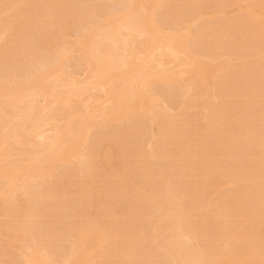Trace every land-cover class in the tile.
Here are the masks:
<instances>
[{"label": "rangeland", "instance_id": "obj_1", "mask_svg": "<svg viewBox=\"0 0 264 264\" xmlns=\"http://www.w3.org/2000/svg\"><path fill=\"white\" fill-rule=\"evenodd\" d=\"M66 1H67V3H66ZM68 1L70 4L68 3ZM157 1H158V3H157ZM62 2H64V3H62ZM146 2H147V4H146ZM1 3L4 6L3 11L8 10V12H9L7 14V17H10V15L12 17L13 15H15L16 12H18V13L21 12L20 14L23 16V19L29 20L28 23H31V25H29L28 23L23 24V22H22L23 25H18L20 23H16L15 25L18 28L14 25L15 29H13L12 32L10 30V32H8V34H6V35L3 32V27L0 30L1 31L0 32V86H3V88H0V91H2V90L4 91L5 87H6V89H8V88L11 89L17 85L18 86L21 84L24 85V83H26V82H27L26 87H29L28 89H30V88H32L30 86H32V84L34 83V81L32 82V80H34L33 78L34 77L36 78L38 75H42V74L45 75L46 77H47V75L48 76L50 75V80L52 79V75H54L53 78L54 79L57 78L59 80L55 86L56 89L59 87L58 88L59 91L60 90L61 91H63V90L68 91V90H72L74 88L78 89V91H80L82 89H86L87 87H89L88 84L86 82H84L86 80V78L88 77L87 76L88 65L86 64L87 62H86L85 58L83 57L84 55L81 54L82 53L81 47L79 45H77L80 36L84 33L85 30H89L90 28H92L94 26L95 27H97V26L102 27L103 25H107V23L109 24L110 22H112L115 19L120 20L123 17L128 16L129 13H131V11H135V10L141 11V13H143V15H145V19L147 17L151 18V19H148V18L146 19L147 21L151 20V23H149L150 21H148V26L150 29H153V27H154V30H156L154 35H156V33H158L157 35L159 38L158 37L157 38L160 40H167L168 41L169 39H167V37L171 38L172 36L174 37L177 34L182 33L181 35L184 36V41L186 43L185 44V48H186L185 50L186 51L189 50V51H187V56L184 54V53H186L184 51H183V55H180L179 56L180 58H177V57H172L170 54L167 55V52H165V54H166L165 55L164 53L158 54V52H160V51H157V50L154 51L153 50L152 55L150 54L151 57H148L147 61L149 63V67L150 66L152 67V70H153L152 74L157 76V77H153V78L147 80L146 70H144L145 73L142 72L144 76L138 77V79L135 81V88H134L135 96H137V93L139 94L141 92L142 93H144V92L151 93V95L153 96V101L151 103V106L153 105L152 106L153 111H156V110L158 111L159 107H161L160 110L166 109L165 110L166 112L167 111H169L170 113L172 112V116L170 113H168V112L167 113L172 117V118L170 117L171 123L172 124L176 123L174 126H176V127L180 126L179 127V129H180L181 125H182L181 122H183V124L185 125V127L183 128L184 130L186 129L185 131L180 129L181 130L180 134H181V137H183L184 143L185 142L189 143L191 141L193 142V137H191V136L194 135V137L195 136L198 137V138H196V137L194 138V139H197V141L195 140L197 142V146L198 145H205V144L207 146L205 145V148H204L205 153L202 151V149H198L197 152L192 153V156H191V158H188V161L185 159V157L183 158L180 156V155H182L181 153H177L176 154L177 156L175 157L176 159H172V162L168 161L169 164L168 163H167L168 165L166 164V168H168V169L165 168L164 171L163 170L161 171V167H160L161 165H159L158 163H156L157 165L154 164L157 166V168L154 169L152 176L148 177L149 180L148 179L146 180V178H147L146 176H139L138 177V176H136L137 175V168L139 167V165L142 164V161H144V162L146 161V160H144L145 158L142 156V154L146 153L145 151L149 152L151 150V148L149 147V146H151V143L149 144V140L150 141L152 140L153 137H150V136L151 135L154 136V134L150 133V132L155 133L154 128L152 129V127H151L152 126L151 123L147 122L146 113L145 112L144 113L137 112V110H136L133 114H130V115H128V117H126L127 115L123 114V112H122L123 109H119V111H118L119 115L121 113L123 115L121 114V117L119 115H116V116H114L116 118L110 119L111 118L110 115H107V114L111 110H109L108 108L110 107V105H111V108H112V106L114 107V105L106 102V100H107V98H105L106 90L105 89L100 90L97 88L96 89H91V88L88 89L87 88L84 91L85 94L83 92L81 93V97H79L81 99L72 98L71 101H73V103H70V102L69 103L74 107V109L77 110L76 115L77 114L79 115L80 113L82 114V112H84L86 110L88 111L87 113H89L90 111L92 112V110H95V112L94 111L92 112L93 117L91 116L90 119L94 120L95 118L97 119L100 117V119H98L100 122L96 123L95 125L92 124L93 127L89 126V129L87 131L88 132L87 133L88 138L87 137L85 138L87 143L83 146V148L86 149L87 152L90 151V157H92V158L95 157L93 159V161L91 158L90 162L92 165H93V163L95 164L93 166H95L96 175H95L94 179H92V183L90 182L91 184H88L86 181H83L80 179H78V180H80L81 183L79 181L77 182L75 178L69 179L70 177L66 176L67 174H71V172H73L72 169L70 171V167L68 166V164H66L65 162L64 163L58 162V164L55 165V168H54L55 172L53 171L52 177L44 178V180H42L43 185L45 184V186L48 185V186L52 187L53 185H56V187L53 186V188H55L54 190H55L56 196H53V198H50L49 200L48 199H42L43 202L40 200L39 204L38 203L36 204L37 210L34 211L35 216H33L31 218V220H30L31 224L29 223L31 227L28 228L27 232H26V234H28V232H29V235H27L28 237L25 235L26 236V238H25V236L22 235L23 233H19V235L17 234L16 237L10 236L9 234L4 235L5 230L0 228V264H26L24 257H25V255H27L29 253L28 251L32 248L33 249L36 248L40 254L46 255L48 253L47 256L51 259L52 264H67L66 258L68 259V256H69L68 252L70 251L69 247L71 246L70 245L71 244V238L66 237V233H68L67 230H71V229L77 227V225L79 226L86 219H91V220H95V221L97 219L100 223L102 221V224H103V222H105L104 225L106 228H108V227L109 228H114V227L117 228L118 227V229H119V227H120L119 231L124 236L130 235V234L132 235V238L137 236V237H135L136 240L134 239L135 243L133 242V248L135 249L134 250L135 255L133 254L134 255L133 257L135 259L136 255H137V256H140L139 257L140 259L137 257L135 260L134 259L131 260L132 256L128 257V258L122 256V259H123L122 260L120 257V253H118V252H120L122 245H121V243L115 242V244L112 245V247L114 245L117 247L116 248L114 246L115 250H113L114 248H111V246H107L110 248L105 247L103 250H101L100 254L99 253L96 254V256L97 255H99V256L101 255V256L100 257L97 256L98 258L96 256H95L96 258L94 257L95 259H93V260H95V262H94L95 264H122V262H118L119 260L117 261L118 256H119L118 259L120 258V261L122 260L123 262L125 261V258L129 259V261L126 260L127 262L125 261L123 264H126V263H128V264H142V263L143 264H150L149 261H151V260H152L151 264H153L155 261H153L154 259H152V257H151L152 255L150 254L151 255L150 256V255H148L149 253H146L147 256H145L146 254L144 253V251L149 248L148 246L152 245L151 247H153L152 242H151V244H149V243L151 241L150 236L154 230V227L153 226L151 227L150 225H151V223L154 224V222L156 221V219L158 217V215H155V214L159 213L158 208L154 204H151V200L155 199L158 192L159 193L162 192L161 195L166 193L165 189H166V187H168L167 185L169 183H170L169 187L177 186V184H178L177 181L174 182V179L177 180L176 179L177 176H178V181H180V182L185 181L183 183L184 184L188 183L189 184L188 186H190V185L193 186L194 182L197 183V184H194V186H198L195 188V190H192V189H188L189 191L187 190L188 194L189 193L191 194V196H190V194L188 196L192 197L191 199L194 203L195 202H197V203L195 205L193 203V205L195 207L193 208V206L191 205L192 206L191 211L183 213L181 218L182 219L184 218L183 220H187L190 223L195 222L198 217L200 218V219L198 218V222H200V225H201L200 228L202 229L201 230L202 234L200 233V235H199L198 240L200 239V241H198V244L201 243L200 245L203 246L206 243V241H209V238H212L210 240H213L215 238V235H217V234L214 232V230L212 228V224L208 220V218L209 217L211 218L213 216V213H214L215 209L217 208V206H220L223 203L233 205L234 203L232 200L235 198V195H237L236 193L241 192L243 189V182L237 179L236 174H234L236 172H232L233 175L231 172H229V174L231 173L230 175L228 173H226L228 170H230V168L228 169V167H231V162H234L235 160H237L238 164H240L246 160H249L246 156L247 153L244 151H246L248 149L247 146L249 147V145H251L248 142H251V140L254 139L255 136H257L256 138H259L258 136L262 132L260 135V139H262V141L264 139L263 138V136H264V119L260 118V123H259V121H256V120H259L258 115L260 116V114H261L260 112H262V111L264 112V109H263L264 108V100L263 99L261 100V98H260L258 104H256V106L254 107L255 109L253 108L252 110H250L248 112H244L242 107H241L242 104L240 103L241 98H239L238 95L234 96V98H232L233 96H230V95L226 96V97H228L230 102H232V104L230 103V108L228 111V113L230 115L228 113L225 114L228 116V117L226 116L225 119H228V120L227 121L225 120L223 123L224 125L222 124V127H219V130L217 131L215 138H220L221 136L225 137V138H223V143H224L223 147L224 148L222 147L223 150L220 148L218 150V153L225 155V153L230 152L229 154L232 153L231 155H233L235 159L233 158L234 159L233 161L227 162V160L225 158H222V160L225 159V161H223L225 163V165L220 164L219 170H220L221 174L219 173V171H217L218 173L214 172L210 176H207V179H206V177L203 178L204 176L202 175L203 173L201 172V171H203L202 169L205 165L204 164L205 160L203 161V157L210 156L212 154V152H211L212 146H213L212 144L214 142L212 140H214V138L208 140V139L204 138L202 132H199V130H197V129H199L197 127L201 126V121H199L201 116H203V114L206 113L205 110L202 109L203 107H201L200 109L194 108L190 104L187 105L186 101L191 100V97H189V96L196 93L197 90H200L202 88V87H199L200 89L198 88V82L200 83L199 80H201V78H204L205 77L204 74H206V73H205V67H203L202 64L199 63V61L200 62L205 61V63H206L209 60V62L207 64L210 63L211 65L210 64L209 65L212 67V70L214 69L213 70L214 73H211L209 76L210 77L209 85H211V86H208L209 91H208V95H207L210 100H212L210 97L215 99V100H213L214 103H215V101L217 102L220 97L226 98L225 95H228V93L225 94V92H227L232 87L238 91L239 90L244 91L246 86L251 85L253 87L252 91L255 92L257 90L255 92L256 94L258 93V89H259V93H260V91H262L264 78L263 77L260 78L261 80L259 83V81H256V80H258V78H255V77L256 76H264L262 74V71L264 73V70H262V69H264V6H263L264 0H251V1L250 0H243V2H242V0H160V1L159 0H0V5H1ZM53 3L59 4V7H55L56 9L54 8L55 9L54 12L57 11L56 13H54V14H56L57 18L55 17V18L51 19L53 21L49 20L50 22L45 20V19H42V20L36 19L37 14L40 12L39 11L40 8H44L45 5L53 4ZM62 4L64 6H60ZM244 6H245V8H244ZM259 6H260V8H259ZM60 7L61 8L64 7V8L60 9ZM65 8H67V9H65ZM163 8H165V9H163ZM69 9H70V11H69ZM142 9H143V11H142ZM12 10H13V12H11ZM3 11L1 13H4ZM1 13H0V15H1ZM4 16H6V14ZM4 16L1 15L0 17L4 18ZM64 16H66L64 18L66 21H64V19H63ZM3 18H1V19H3ZM27 20H26V22H27ZM44 20H45V22H44ZM227 20H229V22ZM62 22L65 24L63 25ZM66 22H67V25H66ZM43 23H45V24H43ZM69 23H70V25L68 26ZM1 24L2 23L0 21V25ZM51 24H52V26H51ZM149 24H152L151 25L152 28ZM26 25H27V27H26ZM34 25L36 27H33ZM156 25H158V26H156ZM19 26L21 29H19ZM21 26H23V27H21ZM63 27L67 28V29H64ZM217 28H219V29H217ZM34 30H36V32ZM29 31H31V34H29ZM119 33L123 36L122 37V39L124 38L123 40L127 39V43H126L127 46L125 47L126 48L125 52H127L129 50V53L128 52L124 53V57L130 56V54L133 55V53L136 52L135 50H138L136 48L141 47L140 44L142 45L146 39L145 36L144 37L143 36L137 37L136 40L138 38H139V40H137L136 43L134 45H132L128 41V38L125 36L126 33L124 31L121 30V32H119ZM206 33H208V34L206 35ZM196 34H198V35H196ZM201 35H203V37H201ZM205 36H207L208 39ZM208 36H210V37H208ZM240 36H242V37H240ZM42 37H43V39H42ZM27 38H29V39H27ZM47 38H49V42H48L49 46L45 45L46 46L45 47L44 42ZM244 38H246V39H244ZM196 39H197V41H196ZM231 39H234V40L236 39V40L231 41ZM201 41L205 44V46ZM231 42L233 43V45ZM107 43H110V41L109 42L107 41ZM216 43H217V46H215ZM219 43H221V44H219ZM129 44L132 46H130ZM206 44H207V47H206ZM24 45H26V46H24ZM135 46H137V47H135ZM247 46L249 48H247ZM7 47H8V50H7ZM242 47H244L248 50L246 51V49H244L245 50V52H244ZM259 47H260V50H258ZM22 48L23 49L26 48V50H24V51H26L29 56L26 54V52L25 53L23 52ZM240 48H241V50H240ZM27 49H28V51H27ZM249 49H251V52ZM14 50H17V51H14ZM130 50H132V51L134 50V52H132ZM257 50H258V52H257ZM64 51H66V52H64ZM67 51H68V53H67ZM221 52H222V54H221ZM62 53H64L63 57L61 56ZM161 54H162V56H161ZM194 54H196V55H194ZM218 55L223 56V57L220 58ZM138 56L139 55H137V57ZM188 56H190V57L194 56L197 59V64H196L197 66L195 65L196 68L192 67L195 72L190 71L189 67H188V69H187V67L185 68V66H187V65H184V63L186 61L188 63V60H186ZM217 56L220 59H216ZM200 58L202 59V61ZM134 59H135V57H134ZM134 59H131V62L134 61ZM182 59H184V60H182ZM221 59H223L222 62L227 60L226 63L230 64L227 66H226V64L224 65V66H226L227 69L226 68L221 69L224 66H222V67L219 66L220 64H218L219 63L218 61ZM7 61H8V63H7ZM158 62H160L161 64L159 65ZM222 62H220V63H222ZM129 63H130V61H128V64ZM4 64H6V65H4ZM199 64H201V65H199ZM215 64H218L217 65L218 67L216 66L217 68H213V67H215L214 66ZM162 66H163V68H162ZM200 66L202 67L201 69H199ZM229 66H230V68H229ZM231 68H233V69H231ZM47 69L48 70L51 69V70L49 72H47L48 71ZM132 69L135 70L134 68H132ZM57 70H59V71H57ZM237 70H238V72H237ZM196 71H198L200 73V76H199V74L197 76H195ZM182 73H184V74H182ZM234 73H236V74H234ZM258 73H259V75H257ZM213 74H214V76H213ZM165 75L170 80H167V79L166 80H157V78L163 77ZM194 77H196V78L198 77V79H195ZM199 77H201V78H199ZM236 77H237V79H236ZM212 78H213V81H212ZM182 79H183V81H182ZM192 79H194L197 84L195 82H193L194 80L191 81ZM236 80L237 81L239 80V81L237 82ZM29 81L31 83H28ZM189 81H191V83ZM232 81H236L237 83H233ZM71 82H72V86H71ZM192 83H195L196 85L195 84H193V85H195L196 87H193V85H191L192 91L194 92L191 94V89H190V86L188 84H192ZM225 83H228V84L225 85ZM219 84H221V85H219ZM222 84H223L224 88H221ZM60 85H61V87H60ZM82 85H84V86H82ZM218 85L221 86L220 87L221 89H218L219 88ZM241 87H243V88L241 89ZM188 88L190 90L189 92H188ZM213 88H214V90H213ZM220 90H221V92H220ZM134 91H133V94H134ZM182 91H184V92L187 91L188 94L187 93L184 94ZM212 91H213V93H212ZM239 92H241V91H239ZM239 92L237 94H239ZM5 93L6 92H4L3 96L0 95V98H1L0 99V102H1L0 106H2V111H3V114L5 115V121L3 122V125H2L3 126L2 127V131H3L2 134L7 136V135L11 134V130L13 129L10 127V124H12V125L18 124V121L20 120V118L18 117L19 116L18 113L21 112L20 109L23 110L24 106H22L23 108L21 107V102H20V104H19V102H15V101L11 102V100L7 97V94H5ZM83 94H84V96H83ZM182 94H183V96H182ZM5 95L7 98L5 97ZM184 95H187V97L183 98ZM4 98L6 101L4 100ZM34 100L36 101L35 103L37 106V110L40 109L41 111H45L47 109V107L49 108V106L51 107L52 110H55L54 106L58 105V108H56V109H60V107H61L60 104H54V105H53V103L50 104L48 101L45 100V98L42 95L37 96ZM233 101H235V102H233ZM37 102H38V104H37ZM74 102H75V104H74ZM10 103H11V105L8 106ZM78 103H79V106L77 105ZM4 105H6L7 107ZM77 107H78V109H77ZM86 108H88V109H86ZM51 109L49 108L47 111H49ZM81 109H82V112H81ZM231 109L232 110L235 109V110L232 111ZM6 110H7V113H4V112H6ZM79 110H80V112H79ZM96 110H100V114L98 113L99 111H96ZM253 110H254V112H253ZM16 111L17 112L19 111V112L17 113ZM45 113H46V111H45ZM250 113H252V114H250ZM84 114H82L83 118H85ZM181 114L183 117L180 116ZM199 114H201V115H199ZM245 114H246V119H247L248 114L251 115L253 117L252 120H254L255 123H253L251 125H250V123H247V122L245 123L244 122L246 120ZM175 115H177V116H175ZM178 115L182 119H180L178 117ZM243 115H244V117H243ZM102 116H104V117H102ZM106 116H108V117H106ZM196 116H197V119H196ZM235 116H237L238 118L240 117L241 119L243 117V120H242L243 126H241V125H240V127L238 126L239 128L237 127L236 129H234L235 131H231V132H233V134H230L229 133L230 127H228L230 125L229 121H230V123H232ZM6 117H7V119H6ZM16 117L19 119H16ZM173 117L174 118L177 117L176 119H178V120L174 119L175 121L172 122ZM231 117H233V119H231ZM254 117H256V118L254 119ZM87 118H89V117H87ZM107 118H108V120H107ZM8 120L11 121L12 123L9 122ZM60 122L58 121V125H62V123H60ZM196 122H197V124H196ZM102 123H104V124H102ZM262 123H263V125L261 126ZM148 124L150 125V127H148L149 126ZM186 125H187V127H186ZM189 125H191V126H189ZM251 126L253 127V131H252V129H250ZM195 127H196V129H194ZM248 127H250V128H248ZM255 127H256V129H255ZM9 128H11V129H9ZM45 128L46 127H43V129H44L43 131H45ZM243 128H244V130H243ZM150 129H152V130H150ZM225 129H228V130L226 131ZM258 129H259V131H258ZM8 130H10V131H8ZM125 130L126 131L128 130L129 133H128V131L126 132ZM249 130H250V132H248ZM6 131H7V133H6ZM197 131H198V133H197ZM244 131L248 132L249 135H251L250 136L251 139L249 138V136H248V138L244 137L243 142H242V140L239 138V140H241L240 142H242V143H241V146L239 145V147H237L236 144H237V142H239V140L238 141L236 140V139H238L236 137V135L239 136L238 134H240V136L241 135L243 136V135H245ZM39 132H42V128ZM122 132L124 133L123 135H121ZM184 132H185V134H184ZM190 133H191V135H190ZM196 133L200 137L195 135ZM225 133H226V135H228L227 140H229V139L231 140V141H228L230 143V146L226 140ZM246 135H247V133H246ZM121 136H123L124 138ZM23 137L25 138L26 135H24ZM115 137H117V138H115ZM190 137H191V139H190ZM26 138H27V140H30V139L32 140V138H30V139H29V137H26ZM149 138H151V139H149ZM187 138H189V139H187ZM199 138H200V144H198ZM201 138L202 139L204 138V139L202 140ZM12 139H13L12 141L17 140L16 138L15 139L12 138ZM121 139H122V141H121ZM122 142L123 143L125 142V144H123L124 147L122 146V148H121L120 147L121 144H119V143H122ZM225 142H227V143H225ZM88 145H90V146L88 147ZM208 145H210V146H208ZM232 145H233V147H232ZM234 146L236 147L234 149L235 151H233ZM17 147L18 146L15 145L14 149H17ZM85 147H87V148H85ZM171 147H172L171 150H173L174 149L173 146H171ZM198 147L200 148V146H198ZM242 147H245V148H242ZM120 148H121V150H120ZM127 148H128V150H126ZM33 150H35V152H36L37 149L35 147H33V149H32V147H30L29 148V151H30L29 154H31L32 152L34 153ZM122 150H124V151H122ZM257 150H258L259 155H260V152L262 155L264 154L263 153L264 146H262V148H261V146H257L256 151ZM141 151H144V152L142 153ZM206 151H207V154H206ZM96 152H97V154H96ZM199 152H200V154L201 153H203V154L199 155ZM233 152H234V154H233ZM93 153H95V154H93ZM139 153L140 154L142 153V154L140 155ZM105 154H106V156H105ZM96 155H97V158H96ZM12 156H13V158H12ZM193 156H195L196 158L198 157L197 158L198 160L195 159V157H193ZM240 156H242L243 159ZM104 157H106V158H104ZM15 158L16 157L14 155H11L8 159H9V161L10 160L13 161ZM258 158L260 159V157H258ZM258 158L256 159V161H255V159H250V161H252V163L258 165V163H257ZM175 160L177 162H180V163L182 162L183 164H186V163L191 164L192 165L191 167H193V170H192V168L190 170H192L196 174L195 175L196 177H193V178L189 177L191 180L189 178L187 180L184 179L183 173L181 174L180 173L181 171H179L177 168H176L177 170L174 169L175 168L174 166L177 163V162L175 163ZM184 160H186L187 162ZM222 160H221V162H222ZM76 161H77V159H76ZM200 161L202 162V164ZM173 162L175 164H172ZM133 165H134L135 169L133 168ZM172 165H173V168L171 167ZM43 167L41 166V168H43ZM169 167H171V168L169 169ZM157 170H160V171H157ZM221 170H222V172H221ZM171 171H173V172H171ZM177 171L181 175L178 174ZM252 171H254L255 174H252L251 173ZM159 172L161 173V175L162 174L167 175L166 179L163 177H162L163 179L160 178L161 175L159 174ZM199 172H201L202 174ZM251 172L249 175L251 176V178H253V180L251 179L253 185L249 188V190L247 189L248 190L247 191L248 202L249 203H258L259 205L264 207V202H263V200H264V166L263 167H260V166L257 167L256 166V168L254 167V169L251 170ZM172 173H173V175H172ZM223 174H224V176H222ZM251 174L253 175V177ZM134 175H135V177H134ZM174 175H175V178H174ZM179 175H180V177H179ZM59 176L61 179H59ZM181 176L183 179L180 180ZM55 177H57V178H55ZM151 177H152V180H150ZM168 177H170V178L173 177V180H172V178L170 179ZM62 178H64V180ZM136 178H139V179H136ZM238 178L240 179V177H238ZM73 180H74V182H77V183H75L77 188H72V186L75 185ZM44 181H46V182L44 183ZM189 181H192L193 183H190ZM202 181H205V182L203 183ZM228 181H229V183H228ZM85 182H86V184H83ZM103 182H104V187L106 186L105 188L103 187ZM172 182L175 185H173ZM180 182L178 185L182 186L183 184H181ZM51 183L53 185H51ZM60 183H62V185ZM115 183H116V185H115ZM161 183H163V184H161ZM67 184H69L68 187L63 186V185H67ZM94 184H95V186H94ZM99 184H100V187H99ZM164 184H165V187H164ZM120 185H122L124 187L126 186L124 189L125 190L124 193H121V192L118 193L120 190L119 189ZM6 186H7L6 180L3 178H0V191L6 189ZM84 186L85 187L88 186V187H90V189L88 187L85 188ZM201 186L203 188L202 191H200L201 188H199ZM236 186H238V187H236ZM79 187L80 188L82 187V188L79 189ZM116 187H117V189H116ZM63 188H66L67 190H65ZM154 188H155V190H154ZM62 189H63V191H61ZM74 189H76V190H74ZM88 189L90 190V193H89V191L86 193V191ZM100 189H101V191H100ZM197 189H198V191H197ZM236 189H237V191H236ZM70 190H72L73 192H71ZM80 190H81L82 195H84L83 193H85L86 197H87V195L88 196L90 195V196L87 197V199H86L85 195L82 196L80 194V192H79ZM95 190H98L99 192H97ZM114 190L115 191L118 190V191L115 192ZM233 190H234V192H233ZM64 191H65V193H64ZM5 192H6V190H5ZM103 192L105 193V195ZM199 192H201V193H199ZM230 192H231V194H230ZM58 193H60L59 194L60 197L57 198ZM227 193L230 194L231 196L227 195ZM65 194H68V196L69 195H71V196H69V198H68V196H66ZM152 194H156V195H152ZM199 194H200V196H199ZM61 195H63V197H61ZM232 195L234 196V198L231 200L230 198L233 197ZM106 196H108V198ZM70 197H74L75 199L70 198ZM82 197H83V200H82ZM190 197H188L189 198L188 202L190 204H192ZM258 197H259V199H258ZM260 197H262V198H260ZM2 198H3V196L0 197L1 203L3 202V201H1V200H3ZM53 199L54 200L57 199L56 200L57 202H55L56 206L52 205L54 202L51 203L53 201ZM67 200H69V201H67ZM88 200H89L90 205L88 203ZM251 200L252 201L254 200V201L252 202ZM260 200H261V202H260ZM77 201H81V202H77ZM84 201H86V203ZM58 202L61 205L57 204ZM106 202L110 203L111 206L108 205V203H106ZM1 203H0V206L3 204V203L2 204ZM49 203H51V204H49ZM63 203H64V205H63ZM104 205H106V207H104ZM85 206H88V208H86ZM101 206L104 207L105 210ZM39 207H42L43 209H41V208L39 209ZM51 207H52V209L54 208V210H52ZM55 207H57V208H55ZM58 207L60 210L58 209ZM55 209H57L59 211H56L57 213H55ZM107 209L109 211V213H107L108 215L105 213V212H108V211H106ZM77 212H78L79 217L76 215ZM52 213H54V214H52ZM72 213H74V214H72ZM208 213L210 214V216ZM37 214H38V216H37ZM80 214L83 217H81ZM44 215H46V216L44 217ZM93 215H95L96 218H95V216L91 217ZM150 215H152V217ZM199 215H201L202 219ZM235 215H236V217H235ZM235 215L232 216V221L234 220L233 224L237 225L238 229L240 228L239 226H242L240 228L242 230H240V229L239 230H240V232L241 231L245 232L244 229H246V226L242 224L243 222H241L242 220L237 217V214H235ZM154 216H156L155 217L156 219L154 218ZM203 216L207 217V218H204ZM51 217H53V219H51ZM0 219L2 220V217H0ZM54 219H55V222H54ZM100 219H101V221H100ZM189 219H190V221H189ZM109 220H111V221H109ZM113 220H115V221H113ZM203 221H205V222H203ZM207 221H209V222H207ZM239 221H240V223H239ZM122 222L124 223L125 227H123L124 226L123 224H120ZM258 222L259 223L256 224L257 226L255 225L256 227L254 226L253 232L251 233L252 234L251 239L250 238L248 240L246 239L247 241L243 240L245 242V244L242 242L241 243V245L243 244L242 247H241V245H240V247L238 245H237L238 247L236 246V248H237L236 250L241 251L239 253L245 254L246 252H248V250L251 249L250 248L251 245H253V248H256L254 246H257L256 249H259L261 252L262 251L264 252V218L258 220ZM52 223H53L54 227L51 226ZM78 223H80V224H78ZM201 223H203V224H201ZM54 229H55V231H54ZM64 229H66L65 233H63ZM151 229H152V232H150ZM210 230L212 232H210ZM128 231H129V234H128ZM49 232H51V233H49ZM132 233L133 234L135 233V234L133 235ZM6 234H7V232H6ZM147 234H148V236H147ZM49 235H51L52 238ZM5 236H7V237H5ZM18 236H19V238H18ZM20 236H23V237L21 238ZM53 236H54V238H53ZM205 236L207 237V239ZM146 238H149V239L146 241ZM45 239H47L46 240V241H48L47 243H45ZM68 242H69V244H68ZM118 242H119V240H118ZM6 244L8 247L5 246ZM8 244H10V245H8ZM190 244L192 245L193 242H191ZM224 246L227 247L229 245H226V242H225ZM106 248H107V250H106ZM140 248H142V250ZM238 248H240V249H238ZM243 248H246L247 250L244 251ZM42 249L44 252L42 251ZM108 249H110V250H108ZM242 249H243V252H242ZM142 251L144 254L142 253ZM147 251L148 252L151 251V248H149ZM25 252H26V254H25ZM111 252H113V253L115 252L117 256L114 255L115 253L113 254ZM140 254H142V255H140ZM113 255H114V257L115 256L116 257L114 258ZM143 257H145V259H146V260L144 259V262L142 260ZM150 258H151V260L147 261ZM114 260H115V262H114ZM159 263L161 264L162 262L158 261V263H156V264H159ZM237 264H242V263L239 262Z\"/></svg>", "mask_w": 264, "mask_h": 264}, {"label": "bare ground", "instance_id": "obj_2", "mask_svg": "<svg viewBox=\"0 0 264 264\" xmlns=\"http://www.w3.org/2000/svg\"><path fill=\"white\" fill-rule=\"evenodd\" d=\"M242 2H243V0H242ZM62 3H64V2H62ZM66 3H67V1H66ZM68 3H69V1H68ZM157 3H158V1H157ZM146 4H147V2H146ZM60 6H64V5L62 4ZM55 7H59V4H57V3L56 4L55 3H53V4H47V5H45L44 8H40L39 9L40 12L37 14L36 19H41V20L42 19H45L47 21H49V20L50 21H53L51 19H53V18L56 17V14H54V13L57 12V11L54 12V10L56 9ZM3 8H4V6L1 3V5H0V13L3 11ZM63 8L64 7H62V8L60 7V9H63ZM244 8H245V6H244ZM259 8H260V6H259ZM65 9H67V8H65ZM163 9H165V8H163ZM6 11H3L6 14V16H4L5 15L4 13H1V15L4 16V18L3 17H0V21L2 23L0 25L1 26L0 27V30L3 27V32H4L5 35L8 34V32H10V30L12 32V30L15 29L14 28V25L16 23H20L18 25H23V24H27L29 22V20L23 19V16L20 14L21 12L20 13H18V12L15 13L14 12L15 15H13L14 14L13 13L12 14L13 15L12 17H11V15H10V17H7V14L9 12H8V10H6ZM69 11H70V9H69ZM135 11H131V13H129L128 16H125V17H123L120 20H116L115 19L112 22H110L109 24L107 23V25H103L102 27L96 25L97 27L94 26V27L90 28L89 30H85L84 33L80 36L77 45H79L81 47V52L82 53L81 52L80 53L84 55L83 57L85 58V60L87 62L86 64L88 65V74H87L88 77L84 81L89 86L87 88L88 89L89 88H91V89H96L97 88V89H100V90H102V89L104 90L105 89L106 90V92H105V98H107L106 102L114 105V107L112 106V108H111V105H110V107L108 108L109 110H111L110 112L108 111L109 113L107 114V115H110V117H111L110 119L116 118L114 116L119 115V113H118L119 109H123L122 112H123V114H126L127 115L126 117H128V115H130V114H133L136 110H137V112H141V113H144L145 112L146 113L147 122L148 123H151V125H152L151 127H152V129L154 128L155 133L154 132H150V133H153L154 134V136L153 135L150 136V137H153L152 140L151 141L149 140V144L151 143V146H149L151 148V150L149 149L150 151L147 152V151H145L143 149L146 153H143L144 151H141L143 153V154L141 153L142 156L145 158V159L144 158L143 159L146 160V161L145 162L142 161V164L139 165L138 168L136 167L137 168V175L136 176H138V177L139 176H146L147 177L146 180L147 179L149 180L148 177L152 176V173H153L154 169L157 168V166H156L157 164L156 163H158L159 165H161L160 166L161 167V171L162 170L164 171V169L166 168V164L168 163V161L169 162L170 161L172 162V159H176L175 157L177 156L176 155L177 153H181L182 155H180V156L183 157V158L185 157V159L188 161V158H191L192 153L193 152H197L198 149H202V151L205 153L204 148H205V145L206 144L205 145H198V146H200V148H199L197 146V142H196L197 139H194L196 136L194 137V135L191 136V137H193V142L191 141L189 143H187V142L184 143L183 137H181V134H180V131H181L180 129L184 130L183 128L185 127V125L183 124V122H181L182 125H181V128L179 129L180 126L179 127H176V126H174L176 123H174V124L171 123L172 112L170 113L169 111H167L168 113L171 114V116H170L165 111L166 109L165 110L164 109L163 110H160L161 107H159L158 111L157 110L156 111H153V109H152V106L153 105L151 106V103L153 101V96L151 95V93H149V92L142 93L141 92L139 94L137 93V96H135V91H134L135 81L138 79V77L144 76L143 73H142V72H144V70H146L147 80H149V79H151L153 77H157V76H155V75L152 74V72H153L152 67L151 66L149 67V63L147 61L148 60V57H151L153 50L154 51L155 50L160 51V52H158V54H160V53H164L165 54V52H167V55L170 54L172 57H177V58H180L179 56L180 55H183V51L186 52L184 54L187 56V51H189V50H187V51L185 50L186 49L185 48V44L186 43L184 41V36L181 35L182 33L181 34H177L174 37L172 36L171 38L170 37H167V39H169L168 41L167 40H160V39H158L159 38L158 35H157L158 33H156V35H154V33L156 31V30H154V27H153V29H150L149 26H148V21H150L149 23H151V20H148L147 21L146 19L148 17L145 19V15H143V13H141V11H137V10H135ZM142 11H143V9H142ZM11 12H13V10ZM65 17L66 16H64L63 19ZM1 18H3V19H1ZM148 19H151V18H148ZM26 20H27V22H26ZM45 20H44V22H45ZM64 21H66V20L64 19ZM227 21L229 22V20H227ZM22 22H23V24H22ZM63 22H62V24L64 25L65 23H63ZM67 22H66V25H67ZM28 24L31 25V23H28ZM43 24H45V23H43ZM69 25H70V23L68 24V26ZM149 25L151 26L152 24H149ZM51 26H52V24H51ZM156 26H158V25H156ZM21 27H23V26H21ZM26 27H27V25H26ZM33 27H36V26L34 25ZM151 28H152V26H151ZM19 29H21L20 26H19ZM64 29H67V28H64ZM217 29H219V28H217ZM121 30L126 33L125 36L128 38V41L132 45H134L136 43V41L139 40V38L136 40L137 37H141V36H143V37L145 36L146 37L145 41L143 40L144 41L143 44L142 45L140 44L141 47L136 48V49H138V50H135L136 52H134V50L133 51L130 50V51H132L134 53H133V55L130 54V56H128L129 58L127 56H126L127 58L124 57V53H127V52L129 53V50L127 52H125L126 51L125 50L126 49L125 47L127 46L126 45L127 39L126 40H123L124 38L122 39L123 36L119 33V32H121ZM34 31L36 32V30H34ZM208 33H206V35ZM29 34H31V31H29ZM196 35H198V34H196ZM201 37H203V35H201ZM205 37L207 38V36H205ZM208 37H210V36H208ZM240 37H242V36H240ZM27 39H29V38H27ZM42 39H43V37H42ZM244 39H246V38H244ZM233 40L234 39H231V41H233ZM107 41L108 42L110 41V43H107ZM196 41H197V39H196ZM48 42H49V38H47L45 40L44 46L45 45L47 46L48 45ZM219 44H221V43H219ZM26 45H24V46H26ZM132 45H130V46H132ZM232 45H233V43H232ZM137 46H135V47H137ZM204 46H205V44H204ZM215 46H217V43H216ZM8 47H7V50H8ZM206 47H207V44H206ZM242 48H243V51L245 52L244 49H246V48H244V47H242ZM247 48H249V47L247 46ZM24 50H26V48L23 49V52L25 53L26 51H24ZM240 50H241V48H240ZM247 50L248 49H246V51ZM249 50L251 52V49H249ZM258 50H260V47H259ZM258 50H257V52H258ZM14 51H17V50H14ZM27 51H28V49H27ZM64 52H66V51H64ZM67 53H68V51H67ZM26 54H27V52H26ZM63 54L64 53L61 54L62 57H63ZM221 54H222V52H221ZM137 55H139V56L137 57ZM194 55H196V54H194ZM161 56H162V54H161ZM218 56H217L216 59H220L221 57H223V56H219L220 58H218ZM134 57H135V59H134ZM188 57L186 59V60H188V63H187V61L184 63V65H187V66H185V68L187 67V69H188V67H189V70L190 71L195 72L193 70V68L197 64V59L194 56L193 57L192 56L191 57L188 56ZM131 59H134V61L131 62ZM182 60H184V59H182ZM222 60L223 59H221V60L218 61L219 62L218 64H220L219 65L220 67L224 66L225 64H226V66L227 65H230V64H227L226 63L227 60H225L224 62H222ZM128 61H130L129 64H128ZM201 61H202V59H201ZM208 62H209V60H208ZM208 62L205 63V61H203V62H200L199 61V63H201L202 66L205 67V73H206V74H204L205 75L204 78H201L202 76L199 77V78H201V80H199L200 83L197 81L198 82V88L199 87H202V88L201 89L199 88L200 90H197L196 93H194L192 91V88H191L192 86L191 85L195 84L196 82H195L194 79H192L191 81L194 80L193 82H195V83L188 84V85L190 86L191 94L192 93H194V94H192L191 96H189V97H191V100H187L186 101L187 102V105L190 104L194 108H199L200 109L201 107H203L202 109H204L206 113H204L203 116H201V118L199 120V121H201V126H198L197 128H199V129H197V130H199V132H202L204 138H206L208 140L214 138V140H212V141H214L213 144H212L213 145L212 146V151H211L212 154L211 155L209 154L210 156L203 157V161L205 160L204 161V164L205 165H204V167L202 169L203 171H201L203 174L201 172H199V173H201L204 176L203 178L206 177V179H207V176H210L214 172L219 171V173H220V170H219L220 169V164L225 165V163L223 162V161H225V159L227 160V162L228 161L231 162V161H233L235 159L234 156L231 155L232 153L229 154L230 153L229 151H228L229 153H225V155L224 154L222 155V154H219L218 153V150L220 148L222 149V147L224 146L223 138H225V137H222L221 136L222 138L221 137L220 138H215L216 137L215 135L217 134V131L219 130V127H222V124L224 123V121L225 120L226 121L228 120V119H225L226 116H227L225 114L228 113L229 108H230V103L232 104V102H230V100L226 96H229L230 95V96H233L232 98H234V96H237L238 95L239 98H241V102L240 103L242 104L241 107H242V109H243L244 112H248V111L252 110L256 106V104H258L260 98H261V100L262 99L264 100V83H263V88H262V91H260V93H259V89H258V93L259 94L258 93L257 94L255 93L257 90L255 92L252 91V88L253 87L251 85L246 86V88H245L244 91L243 90H239L241 92H239L238 90H236L235 88L232 87L227 92H225V94L228 93V95H225L226 98L219 96L220 97L219 100L217 102L215 101V103H214L213 100H215V99H213L212 97H210L212 99V100H210L208 98V96H207L208 95V91H209L208 86H211V85H209V79H210L209 76H210L211 73H214L213 72L214 69L212 70V67L210 66L211 64L210 63H209L210 65L207 64ZM220 62H222V63H220ZM7 63H8V61H7ZM158 63H159V65L161 64L160 62H158ZM201 64H199V65H201ZM218 64H215L214 65L215 67H213V68H217L218 67L217 66ZM4 65H6V64H4ZM226 66H224L221 69L226 68ZM132 68H134L135 70H133ZM162 68H163V66H162ZM201 68L202 67L200 66L199 69H201ZM229 68H230V66H229ZM231 69H233V68H231ZM50 70H48L47 72H49ZM262 70H264V69H262ZM57 71H59V70H57ZM237 72H238V70H237ZM259 73L257 75H259ZM182 74H184V73H182ZM198 74L200 76V73L198 71H196L195 76H197ZM234 74H236V73H234ZM262 74L264 75L263 71H262ZM53 76L54 75H52V79L51 80H50V75L49 76L47 75V77H46L45 75L42 74V75H38L36 78L34 77L33 78L34 80H32V82L34 81V83L32 84V86H30V87H32L30 89H28L29 87H26V83H27L26 82V83H24V85L21 84L22 86L21 85H19V86L17 85V86H14V88H11V89H9V88L6 89V87H5V90L6 91L5 90L4 91L3 90L0 91V95H2V96H3L4 92H6L5 94H7V97L11 100V102L12 101H15V102H19V104L21 102V107L24 106V108L22 107L23 110L20 109L21 110L20 113H18L19 111L18 112L16 111L18 113V115H19L18 117L20 118V120L18 121V124L15 123L16 125H14V124L12 125V124L9 123L10 124V127L13 128V129L11 130V134L10 135H7V136L4 135V134H2V132H3L2 131V127H3L2 125H3V122L5 121V115L3 114L2 106H0V178L5 179L6 180V184H7L6 189L0 191V197L3 196V198H2L3 200H1V201H3L2 202L3 204L0 202L2 204L0 206V215H1L0 217H2V220L0 219L1 220L0 221V228L5 230L4 235H8L9 234L10 236H13V237L14 236L16 237L17 234L19 235V233H23L22 234L23 236L29 235V232H28V234H26V232H27V229L31 227L30 226V224H31V221H30L31 218L33 216H35L34 215V213H35L34 211L37 210L36 209V207H37L36 204L37 203L39 204V201L40 200L42 201V199H48L49 200L50 198H53V196H56L55 190H54L55 188H53V186L56 187V185H53L51 183V185H53L52 187L48 186L47 184H46L47 186H45V184L43 185L42 180H44V178H50V177H52V173L54 171L55 165L58 164V162H63V163L65 162L66 164H68V166L70 167V171L72 169L73 172H71V174H67L66 176L67 177H70L69 179L75 178L77 182L78 181L80 182V180H83V181H86L88 184H91L92 183V179H94V177L96 175V169H95V166H93L95 164L93 163V165H92L91 162H90V159L92 158V157H90V151L87 152L86 149L83 148V146L87 143L86 140H85V138L87 137V133H88L87 131L89 129V126H92V124L95 125L96 123L100 122L98 120V119H100V117L97 118V119L95 118L96 120L95 119L94 120H91L90 117L93 115L92 112L93 111L95 112V110H92V112L90 111L89 113H87L88 112L87 110L86 111L83 110L84 112H82V109H81V112H82V114L85 113L84 114V117L85 118L82 117V114L81 113H80L81 115L80 114L79 115L77 114L78 115L77 116L76 115V111L77 110L74 109V107L70 104V103H73V101H71V99L72 98H75L76 99V98L81 97V93L82 92L84 93V91L87 88L85 87L86 89H82L80 91H78V89H75V88H74L75 90L72 89V90H68V91H65V90H63V91L60 90L59 91L58 90L59 87L57 89L55 87L56 84H57V82L59 80L57 78L54 79ZM213 76H214V74H213ZM262 77L264 78V76H256L255 78H258V80H256V81H259V83H260V80H261L260 78H262ZM194 78L195 79H198V77L197 78L194 77ZM166 79L167 80H170L166 75L163 76V77L157 78V80H166ZM236 79H237V77H236ZM182 81H183V79H182ZM191 81H189V82L191 83ZM212 81H213V78H212ZM236 81H232V82L233 83H237L239 80L237 82ZM72 82H71V86H72ZM28 83H31V82L29 81ZM227 84L228 83H225V85H227ZM195 85H193V87H196ZM219 85H221V84H219ZM82 86H84V85H82ZM60 87H61V85H60ZM220 87L221 86H219L218 89L224 88L223 87V84H222V87L221 88ZM0 88H3V86H0ZM242 88L243 87H241V89ZM213 90H214V88H213ZM133 91H134V94H133ZM189 91L190 90L188 88V92ZM182 92L184 94L185 93L188 94L187 91H185V92L182 91ZM220 92H221V90H220ZM238 92H239V94H237ZM212 93H213V91H212ZM84 94H83V96H84ZM41 95L50 104L51 103H53V105L54 104H60V106H61L60 109H56V108H58V105H57V106H54L55 110H52L51 107L48 105L51 110L47 111L49 109L47 107V109L45 110L46 113H45V111H41L40 109L37 110V106H36V103H35L36 101L34 99L37 96H41ZM182 96H183V94H182ZM5 97H6V95H5ZM186 97H187V95H184L183 98H186ZM79 99H81V98H79ZM4 100H5V98H4ZM233 102H235V101H233ZM37 104H38V102H37ZM74 104H75V102H74ZM0 105H1V102H0ZM10 105H11V103L8 106H10ZM77 105L79 106V103ZM4 106H6V105H4ZM77 109H78V107H77ZM86 109H88V108H86ZM233 110H235V109H233ZM96 111H99L98 113L100 114V110H96ZM79 112H80V110H79ZM253 112H254V110H253ZM4 113H7V110ZM260 113H261L260 116L258 115L259 120H256V121H259V123H260V118L264 119V112L262 111ZM121 114L119 115L120 117H121ZM201 114H199V115H201ZM250 114H252V113H250ZM175 116H177V115H175ZM180 116L183 117L182 114ZM7 117H6V119H7ZM87 117H89V118H87ZM102 117H104V116H102ZM106 117H108V116H106ZM178 117H179V115H178ZM236 117L237 116H235L234 119ZM243 117H244V115H243ZM243 117H242V119L240 117L239 118L237 117L235 120L233 119V117H231V119H233V122L230 123V121H229V124L230 125L228 126V127H230L229 128L230 129L229 130V133L230 134H233V132H231V131H235L234 129H236L238 126L239 127H240V125L243 126L242 125V123H243V121H242L243 120ZM19 118L16 117V119H19ZM176 118L173 117L172 122L175 121L174 119H176ZM255 118L256 117H254V119ZM180 119H182V118H180ZM196 119H197V116H196ZM245 119H246V114H245ZM252 119H253V117L248 114L247 115V119H246L247 121L245 120L244 122L245 123L246 122L247 123H250V125H251V124L255 123L254 120H252ZM107 120H108V118H107ZM176 120H178V119H176ZM58 121L59 122L61 121L60 123H62V125H58ZM9 122H11V121H9ZM102 124H104V123H102ZM196 124H197V122H196ZM262 125H263V123L261 124V126ZM189 126H191V125H189ZM252 126H251V128L250 127H248V128L252 129V131H253V127ZM43 127H46L45 128V131H43L44 130ZM148 127H150V125ZM186 127H187V125H186ZM256 127H255V129H256ZM11 128H9V129H11ZM41 128H42V132H39L41 130ZM152 129H150V130H152ZM194 129H196V127ZM225 130L227 131L228 129H225ZM243 130H244V128H243ZM8 131H10V130H8ZM258 131H259V129H258ZM123 132L121 133V135H123L125 133V132L124 133ZM248 132H250V130ZM248 132H245V135L247 133L246 136L245 135H243V136L241 135L240 136V134L237 133L239 136L236 135V137L238 138L236 140L238 141L239 138H240L242 140V142H243V138L244 137L245 138H248V136L251 139V137H250L251 135H249ZM6 133H7V131H6ZM128 133H129V131H128ZM197 133H198V131H197ZM197 133L195 135H197ZM261 133H260V135H261ZM184 134H185V132H184ZM24 135H26V137H29V139L32 138V140L31 139L30 140H27L26 137H25L26 138L25 139L23 137ZM190 135H191V133H190ZM260 135L258 136L259 138H256L257 136H255V138L252 139L251 142H248L251 145H249V147L247 146L248 149L246 151H244V152L247 153V154L246 153L245 154H246V156H247V158L249 160H246V161H244V162H242L240 164H238L237 160H235L236 162L235 161L234 162H231V167H228V169L230 168V170L227 169L228 171L226 173L229 174V172H231V173L232 172H236L234 174H236L237 179L243 182V189H242L241 192L236 193L237 195H235V198H234L233 195H232L233 197L230 198L231 200L234 198L232 200L233 203H234L233 205H229L227 203H223L222 205L217 206V208L215 209V211L213 213V216L211 218L209 217L210 219L208 218V220L212 224V228H213L214 232L217 235H215V238L213 240H210L212 238H209V241H206V243L203 246L200 245L201 243L198 244V241H200V239L198 240L199 235H200V233L202 234V231H201L202 229L200 228L201 225H200V222H198V218L199 217L197 218V220L195 222L192 221L193 223H190L187 220H183L184 218L183 219L181 218L183 213L188 212V211H191L192 206L194 208L195 207L194 205L197 203V202L194 203L192 201V199H191L192 197H190L191 196L190 193H189L190 196H188L189 195L188 194V191H189L188 189L195 190V188L198 187V186H194V184H197L195 182H194L193 186H191V185L188 186L189 185L188 183H186V184L183 183L185 181H183V182L178 181V176L177 175L180 174V173L181 174L183 173V178L187 180L189 177H191V178L196 177L195 176L196 174L192 171L193 170V167H191L192 166L191 164H187L186 163L187 164L186 165V164H183L182 162L181 163L180 162H177L176 160H175V163L177 162L176 164L174 162L172 163V164H175V166H174L175 168L174 169L177 168L179 171H181L180 173L177 171L178 172V174L176 175L177 176L176 177L177 180L174 179V182L177 181L178 184L180 182L183 185L180 186V185L177 184V186L169 187L170 186V183H169L168 185L166 184L168 187H166V189H165L166 190V193H164L165 195L164 194L161 195L162 192L161 193L158 192L157 195L156 194H152V195H156V197H155V199L151 200V204H154L158 208V210H159L158 212L159 213H156L155 214V215H158V217L156 219L155 218L156 216H154V218L156 219V221L154 222V224L151 223V225H150L151 227L152 226L154 227L153 232H152V229L150 231L152 233H151V236H150L151 237V241L149 243V244H151V242H152L153 247H151L152 245L151 246H148L147 245L149 248H151V251L148 252L147 251L149 249L148 248L147 250H145L146 252L144 251L145 254L146 253H149L148 255L151 254L152 256L151 255L150 256L152 257V259H154L153 261H155L156 263H158V261L159 262L161 261L162 262L161 264H237L239 262H241L242 264H264V252L263 251L261 252L259 249H256L257 246H254L256 248H253V245H251V246L249 245L251 249L249 248L250 250H248V252H246L245 254H241V253H239L241 251H237L236 250L237 249L236 248L237 245L240 247V245H241L242 242L245 244V242L243 240L247 241L249 238L251 239V236H252L251 233L253 232L254 226L257 223H259L258 220L264 218V207H262L258 203H249L248 202V193H247V191L249 190V188L253 185V183L251 181V179L253 180V178H251V176L249 175L250 172H251V170H253L254 167L256 168V166L257 167L258 166H260V167H263L264 166V154L262 155L261 152H260V155H259L258 154V150L256 151L257 146H261V148H262V146H264V139L262 141V139H260ZM197 136H199V135H197ZM225 136H226V140H227L228 135H226V133H225ZM121 137H123V136H121ZM191 137H190V139H191ZM12 138H14V139L16 138L17 140L16 141H12L13 140ZM115 138H117V137H115ZM196 138H198V137H196ZM263 138H264V136H263ZM122 139H121V141H122ZM149 139H151V138H149ZM187 139H189V138H187ZM241 140H239V142L236 141L237 142V144H236L237 147H239V145L241 146V143H242V142H240ZM228 141H231V140L229 139V140H227V142ZM227 142H225V143H227ZM119 144H121L120 147L122 148V146H123V144H125V142L124 143L122 142V143H119ZM198 144H200V138L198 139ZM228 144L230 146V143L229 142H228ZM15 145L18 146L17 149H14V146ZM89 146L90 145H88V147ZM171 146H173V148H174L173 150H171L172 149ZM208 146H210V145H208ZM30 147H32V149H33V147H35L37 149L36 152H35V150H33L34 153L31 151L32 153L29 154L30 153V151H29V148ZM232 147H233V145H232ZM85 148H87V147H85ZM121 148H120V150H121ZM235 148L236 147L234 146L233 151H235L234 150ZM242 148H245V147H242ZM126 150H128V148ZM122 151H124V150H122ZM207 151H206V154H207ZM200 152H199V155L203 154V153L200 154ZM263 153H264V150H263ZM93 154H95V153H93ZM96 154H97V152H96ZM233 154H234V152H233ZM11 155H14L16 157L14 159L15 161L14 160L13 161H11V160L9 161L8 158ZM105 156H106V154H105ZM193 157H195V156H193ZM240 157L242 158V156H240ZM258 157H260L261 160ZM12 158H13V156H12ZM94 158L95 157L92 158V161H93ZM96 158H97V155H96ZM104 158H106V157H104ZM197 158L195 157V159H197ZM222 158H225V159L222 160ZM257 158H258V161H257L258 165L254 164V163H252V161H250V159H255V161H256ZM76 159H77V161H76ZM186 160H184V161H186ZM221 160H222V162H221ZM154 164H156V165H154ZM201 164H202V162H201ZM41 166L42 167L44 166V167L41 168ZM171 167L173 168V165ZM171 167H169V169ZM133 168H134V165H133ZM191 168H192V170H190ZM166 169H168V168H166ZM222 170H221V172H222ZM157 171H160V170H157ZM173 171H171V172H173ZM251 173L252 174H255L254 171H252ZM159 174L161 175L160 172H159ZM172 175H173V173H172ZM180 175H179V177H180ZM232 175H233V173H232ZM166 176L167 175L162 174L160 176V178L163 177V178L166 179ZM222 176H224V174ZM134 177H135V175H134ZM238 177H240V179ZM252 177H253V175H252ZM55 178H57V177H55ZM168 178H170V177H168ZM171 178L173 180V177H171ZM174 178H175V175H174ZM183 178L181 176L180 180L183 179ZM59 179H61L60 176H59ZM62 179L64 180V178H62ZM78 179H80V180H78ZM136 179H139V178H136ZM150 180H152V177L150 178ZM229 181H228V183H229ZM45 182L46 181H44V183ZM73 182H74V180H73ZM77 182H74V184L77 183ZM86 182L83 183V184H86ZM189 182L190 183H193L192 181H189ZM202 182L204 183L205 181H202ZM60 184L62 185V183H60ZM161 184H163V183H161ZM115 185H116V183H115ZM173 185H175V184L173 183ZM63 186L64 187L65 186L68 187L69 184L63 185ZM94 186H95V184H94ZM87 187H85V188H87ZM99 187H100V184H99ZM103 187H104V182H103ZM125 187L122 186V185H120L119 186V189L121 191L119 190L118 193H120V192L121 193H124L125 192V190H124ZM164 187H165V184H164ZM236 187H238V186H236ZM72 188H77L76 187V184L74 186H72ZM81 188L79 187V189H81ZM88 188L90 189V187H88ZM199 188H201V190L199 189L200 191L203 190L202 186L199 187ZM63 189L67 190L66 188H63ZM63 189L61 191H63ZM89 189L87 191L85 190L86 193L88 191L90 193V190ZM116 189H117V187H116ZM5 190H6V192H5ZM72 190H70V191L73 192ZM74 190H76V189H74ZM154 190H155V188H154ZM95 191L99 192L98 190H95ZM100 191H101V189H100ZM116 191H118V190H116ZM197 191H198V189H197ZM236 191H237V189H236ZM79 192L81 194V190ZM233 192H234V190H233ZM64 193H65V191H64ZM199 193H201V192H199ZM59 194L60 193L57 194L58 195L57 198L60 197ZM83 194L85 195V193H83ZM230 194H231V192H230ZM230 194L227 193V195H230ZM65 195L68 196V194H65ZM84 195H82V196H84ZM104 195H105V193H104ZM69 196H71V195H69ZM69 196H68V198H69ZM89 196L87 195V197H89ZM199 196H200V194H199ZM61 197H63V195H61ZM85 197H86V195H85ZM87 197H86V199H87ZM106 197L108 198V196H106ZM188 197H190V200H191L192 204H190L188 202L189 201L188 200L189 199ZM70 198H74V197H70ZM260 198H262V197H260ZM258 199H259V197H258ZM56 200L57 199H55V200L53 199V201L51 202V203L54 202L52 204L53 206L56 204L55 203V202H57ZM82 200H83V197H82ZM261 200H260V202H261ZM67 201H69V200H67ZM77 202H81V201H77ZM84 202L86 203V201H84ZM108 202H106V203H108ZM263 202H264V200H263ZM51 203H49V204H51ZM88 203H89V200H88ZM193 203H194V205H193ZM57 204L61 205L59 202ZM63 205H64V203H63ZM89 205H90V203H89ZM106 205H104V207H106ZM108 205H110V203H108ZM85 207L88 208V206H85ZM104 207H102V208H104ZM40 208L43 209L42 207H39V209ZM55 208H57V207H55ZM51 209H52V207H51ZM58 209H59V207H58ZM52 210H54V208ZM59 210L55 209V213H57L56 211H59ZM104 210H105V208H104ZM106 211H108V209ZM105 213L107 214V213H109V211L108 212H105ZM52 214H54V213H52ZM72 214H74V213H72ZM235 214H237V217L242 220L241 221V222H243L242 224L246 226V229H244L245 232L244 231H241L240 232V230H242V229H240L242 226H239L240 227L239 228L240 230H239L238 227H237V225L233 224V221L234 220L232 221V216L235 215ZM76 215L78 216V212L76 213ZM37 216H38V214H37ZM45 216L46 215H44V217ZM94 216L95 215H93L91 217H94ZM150 216L152 217V215H150ZM199 216L201 217V215H199ZM209 216H210V214H209ZM53 217H51V219H53ZM81 217H83V216L81 215ZM235 217H236V215H235ZM95 218H96V216H95ZM204 218H207V217H204ZM201 219H202V217H201ZM115 220H113V221H115ZM100 221H101V219H100ZM109 221H111V220H109ZM189 221H190V219H189ZM209 221H207V222H209ZM54 222H55V219H54ZM203 222H205V221H203ZM239 223H240V221H239ZM78 224H80V223H78ZM104 224H105V222H103V224H102V221L100 223L97 219H96V221L95 220H91V219H86L79 226L77 225V227H75V228H73L71 230H67L68 233H66V237L71 238V244H70L71 246L69 247V250L70 251L68 252L69 253V256H68V259L66 258L67 264H93L95 262V260H93V259H95L97 256H99V255L96 256V254H98V253L100 254L101 250H103L105 247L111 246V248H114L113 250H115V247L116 246L114 245L115 247L114 246L112 247V245L115 244V242L121 243V245H122V247L120 246L121 247L120 252H118V253H120L121 259H122V256L123 257H127V258L132 256L131 257V260L134 259L133 256L135 255V253H134V250L135 249L133 248V242L135 243L134 239L137 236H135L134 238H132V235L131 234H130L131 236L130 235L124 236L119 231L120 227H119V229H118V227L117 228H115V227L114 228H109V227L106 228ZM120 224H123L124 225L123 222L120 223ZM201 224H203V223H201ZM51 226L54 227L53 223L51 224ZM123 227H125V225ZM55 229H54V231H55ZM65 230L66 229H64V232L63 233H65ZM6 232H7V234H6ZM210 232H212V231L210 230ZM49 233H51V232H49ZM128 234H129V231H128ZM23 236H20V237L22 238ZM26 236H25V238H26ZM49 236L51 237V235H49ZM147 236H148V234H147ZM5 237H7V236H5ZM18 238H19V236H18ZM53 238H54V236H53ZM148 239L149 238H146V241ZM206 239H207V237H206ZM46 240L47 239H45V243L48 242ZM118 240H119V242H118ZM191 242H193L194 245L193 244L191 245L190 244ZM225 242H226V245H229V246H227V247L224 246L225 245ZM68 244H69V242H68ZM8 245H10V244H8ZM5 246H7V244ZM242 246H243V244L241 245V247ZM107 248H110V247H107ZM107 248H106V250H107ZM43 249H42V251H43ZM140 249L142 250V248H140ZM238 249H240V248H238ZM243 249H244V251L247 250L246 248H243ZM243 249H242V252H243ZM108 250H110V249H108ZM28 252L29 253L27 255H25V257H24L26 264H52L51 263V259L47 256L48 253L46 255L45 254H40L36 248L30 249ZM111 253H113V252H111ZM142 253H143V251H142ZM25 254H26V252H25ZM114 255H116V253ZM114 255H113V257H114ZM140 255H142V254H140ZM145 256H147V254ZM118 257H117V261L119 260L118 262H122V264L126 260L129 261V259H126V258H125V261L124 262L122 261L123 259L120 261V258L118 259ZM137 257L139 258L140 256H137L136 255L135 259ZM144 259H145V257L142 258L143 262H144ZM149 260H151V258L148 259L147 261H149ZM151 261H149L150 264H151ZM114 262H115V260H114ZM155 262L153 264H156ZM126 264H128V263H126Z\"/></svg>", "mask_w": 264, "mask_h": 264}]
</instances>
